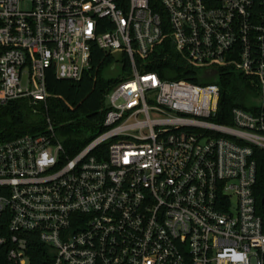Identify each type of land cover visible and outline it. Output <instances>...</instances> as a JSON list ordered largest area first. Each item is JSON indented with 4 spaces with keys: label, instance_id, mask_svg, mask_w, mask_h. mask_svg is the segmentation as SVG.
<instances>
[{
    "label": "built area",
    "instance_id": "2783aa9c",
    "mask_svg": "<svg viewBox=\"0 0 264 264\" xmlns=\"http://www.w3.org/2000/svg\"><path fill=\"white\" fill-rule=\"evenodd\" d=\"M166 39L186 68L242 77L256 111L216 123L217 83L146 71ZM93 47L128 68L70 156L47 74L79 80ZM17 99L45 128L0 140V264H32L35 241L41 264H264V0H0V105Z\"/></svg>",
    "mask_w": 264,
    "mask_h": 264
},
{
    "label": "trees",
    "instance_id": "16d2710c",
    "mask_svg": "<svg viewBox=\"0 0 264 264\" xmlns=\"http://www.w3.org/2000/svg\"><path fill=\"white\" fill-rule=\"evenodd\" d=\"M113 63L121 64L122 72L128 68L125 55H122V62H117L112 55L93 47L90 69L79 80L59 79L54 71H48L47 89L51 94L47 102L48 114L57 125L63 147L70 156L105 129L102 125L101 110L104 94L111 85L119 81V77L106 78L103 72ZM145 70L157 72L162 79H184L200 85L217 83L220 87L218 110L211 117L216 123L231 125V108L234 106L256 111L251 105L253 97L249 98L248 102H242L245 92H251L252 96L250 84H245L242 77L230 72H214V76L209 78L205 72L186 68L171 50L168 39L155 52ZM38 108L40 113L34 114L27 99L12 100L0 105V140L14 139L26 133L43 132V104H39ZM252 158L256 163V180L253 186L255 209L264 225V150L253 147ZM32 250V264L43 263L44 253L40 243L35 241Z\"/></svg>",
    "mask_w": 264,
    "mask_h": 264
},
{
    "label": "rangeland",
    "instance_id": "374dc122",
    "mask_svg": "<svg viewBox=\"0 0 264 264\" xmlns=\"http://www.w3.org/2000/svg\"><path fill=\"white\" fill-rule=\"evenodd\" d=\"M121 75H123V72H122V70H121V67H120V65H119V63H117L114 67H112V68H106L105 69V71H104V76L106 77V78H116V77H119V76H121ZM251 92H248V93H244V98L242 99V102L244 103V102H248L249 100V98H251L252 96H251V94H250ZM89 134H91V133H89ZM79 136H83V134H79Z\"/></svg>",
    "mask_w": 264,
    "mask_h": 264
},
{
    "label": "water",
    "instance_id": "95a60500",
    "mask_svg": "<svg viewBox=\"0 0 264 264\" xmlns=\"http://www.w3.org/2000/svg\"><path fill=\"white\" fill-rule=\"evenodd\" d=\"M116 64H117V63H113L109 68L114 67ZM119 65H120V67H121V64H119ZM104 71H105V70H104ZM103 74H104V72H103Z\"/></svg>",
    "mask_w": 264,
    "mask_h": 264
}]
</instances>
